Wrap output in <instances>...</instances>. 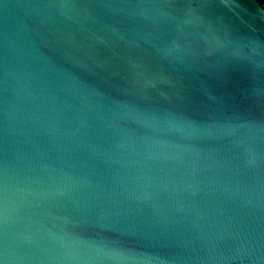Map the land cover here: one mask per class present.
Segmentation results:
<instances>
[{"label":"water","instance_id":"95a60500","mask_svg":"<svg viewBox=\"0 0 264 264\" xmlns=\"http://www.w3.org/2000/svg\"><path fill=\"white\" fill-rule=\"evenodd\" d=\"M0 264H264V1L0 0Z\"/></svg>","mask_w":264,"mask_h":264},{"label":"built area","instance_id":"2783aa9c","mask_svg":"<svg viewBox=\"0 0 264 264\" xmlns=\"http://www.w3.org/2000/svg\"><path fill=\"white\" fill-rule=\"evenodd\" d=\"M262 1H264V0H262Z\"/></svg>","mask_w":264,"mask_h":264},{"label":"trees","instance_id":"16d2710c","mask_svg":"<svg viewBox=\"0 0 264 264\" xmlns=\"http://www.w3.org/2000/svg\"><path fill=\"white\" fill-rule=\"evenodd\" d=\"M260 1H262V0H260Z\"/></svg>","mask_w":264,"mask_h":264}]
</instances>
